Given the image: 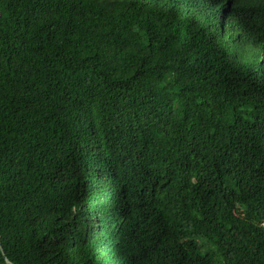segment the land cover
I'll list each match as a JSON object with an SVG mask.
<instances>
[{
	"label": "trees",
	"instance_id": "16d2710c",
	"mask_svg": "<svg viewBox=\"0 0 264 264\" xmlns=\"http://www.w3.org/2000/svg\"><path fill=\"white\" fill-rule=\"evenodd\" d=\"M0 264H264V0H0Z\"/></svg>",
	"mask_w": 264,
	"mask_h": 264
},
{
	"label": "water",
	"instance_id": "95a60500",
	"mask_svg": "<svg viewBox=\"0 0 264 264\" xmlns=\"http://www.w3.org/2000/svg\"><path fill=\"white\" fill-rule=\"evenodd\" d=\"M0 249L2 250L3 254L5 255V251H4V248H3V246H2L1 239H0ZM6 261H7L8 264H14V263H12V262L9 260V258H7V257H6Z\"/></svg>",
	"mask_w": 264,
	"mask_h": 264
}]
</instances>
